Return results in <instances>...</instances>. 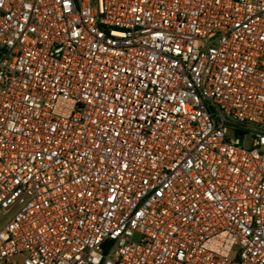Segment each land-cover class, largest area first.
<instances>
[{
  "label": "built area",
  "instance_id": "obj_1",
  "mask_svg": "<svg viewBox=\"0 0 264 264\" xmlns=\"http://www.w3.org/2000/svg\"><path fill=\"white\" fill-rule=\"evenodd\" d=\"M0 208V264H264V0H0Z\"/></svg>",
  "mask_w": 264,
  "mask_h": 264
},
{
  "label": "rangeland",
  "instance_id": "obj_2",
  "mask_svg": "<svg viewBox=\"0 0 264 264\" xmlns=\"http://www.w3.org/2000/svg\"><path fill=\"white\" fill-rule=\"evenodd\" d=\"M230 134H232V132H230ZM4 216H5V211L0 208V226L6 221V219H4Z\"/></svg>",
  "mask_w": 264,
  "mask_h": 264
}]
</instances>
